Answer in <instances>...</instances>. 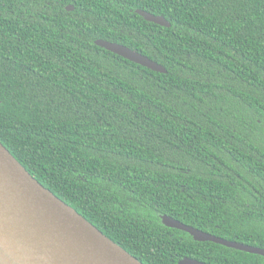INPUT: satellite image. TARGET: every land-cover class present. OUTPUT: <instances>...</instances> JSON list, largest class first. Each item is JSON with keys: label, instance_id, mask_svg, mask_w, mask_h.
Returning <instances> with one entry per match:
<instances>
[{"label": "trees", "instance_id": "1", "mask_svg": "<svg viewBox=\"0 0 264 264\" xmlns=\"http://www.w3.org/2000/svg\"><path fill=\"white\" fill-rule=\"evenodd\" d=\"M0 140L144 264H264L161 219L264 248V0H0Z\"/></svg>", "mask_w": 264, "mask_h": 264}, {"label": "water", "instance_id": "2", "mask_svg": "<svg viewBox=\"0 0 264 264\" xmlns=\"http://www.w3.org/2000/svg\"><path fill=\"white\" fill-rule=\"evenodd\" d=\"M73 10V6H68ZM147 21L170 27L163 15L142 9ZM96 44L154 71L161 64L125 45L99 39ZM163 224L212 241L264 256V248L230 241L161 215ZM0 264H144L74 207L36 179L0 140ZM178 264H208L185 257Z\"/></svg>", "mask_w": 264, "mask_h": 264}]
</instances>
